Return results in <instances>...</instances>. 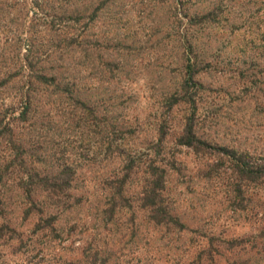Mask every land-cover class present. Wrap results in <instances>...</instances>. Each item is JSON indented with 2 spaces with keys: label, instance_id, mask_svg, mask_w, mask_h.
<instances>
[{
  "label": "rangeland",
  "instance_id": "1",
  "mask_svg": "<svg viewBox=\"0 0 264 264\" xmlns=\"http://www.w3.org/2000/svg\"><path fill=\"white\" fill-rule=\"evenodd\" d=\"M190 97L264 165V0H0V264H264V182L234 198L177 144ZM161 171L184 229L143 207Z\"/></svg>",
  "mask_w": 264,
  "mask_h": 264
},
{
  "label": "trees",
  "instance_id": "2",
  "mask_svg": "<svg viewBox=\"0 0 264 264\" xmlns=\"http://www.w3.org/2000/svg\"><path fill=\"white\" fill-rule=\"evenodd\" d=\"M193 76H191V81L193 82ZM189 86L185 80L183 83V94L188 95ZM26 105L29 106V99L25 96ZM188 105L191 106L189 115L185 118L182 133L177 140L179 146H184L190 149L193 154L197 156L214 157L216 159L211 170H214L217 177H222L225 175L227 179V189L234 194V198H240L242 194V188L247 184H259L264 182V165L256 164L251 162L247 154H239L238 151L230 150L226 147L212 146L206 141L201 140L196 135L195 131V119L198 103L194 98H188ZM28 107H26L27 109ZM165 131L162 130L160 134V141L165 138ZM151 175L152 179L149 183V187L146 189L143 197V207L149 208V218L157 225H172L179 229H184L183 225L179 224V221L175 219L170 212L160 203L159 200L161 190L163 188V175ZM156 174V173H155ZM210 174V173H209ZM228 175V177H227ZM70 183V178L68 171L63 170V172L55 178L53 186L51 187V192L53 196H58L63 189L67 188ZM123 181H119L118 190L122 189ZM30 208L26 211V215L30 214L32 211L40 213L41 211H35V204L32 200H29ZM53 220H44L39 222L32 233L45 232L47 229L50 232H55L52 228ZM3 232L0 229V237H3ZM13 238V237H11ZM20 239V238H19ZM233 242V241H232ZM232 247L233 243H228ZM230 247V248H231ZM237 264V263H229Z\"/></svg>",
  "mask_w": 264,
  "mask_h": 264
}]
</instances>
